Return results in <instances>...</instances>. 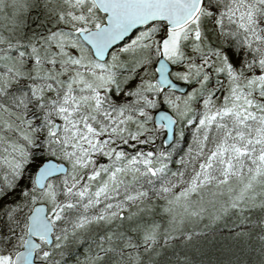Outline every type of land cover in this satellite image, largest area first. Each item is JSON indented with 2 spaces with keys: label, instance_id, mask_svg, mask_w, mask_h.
I'll return each instance as SVG.
<instances>
[{
  "label": "snow or ice",
  "instance_id": "6c2138e0",
  "mask_svg": "<svg viewBox=\"0 0 264 264\" xmlns=\"http://www.w3.org/2000/svg\"><path fill=\"white\" fill-rule=\"evenodd\" d=\"M0 264H264V0H0Z\"/></svg>",
  "mask_w": 264,
  "mask_h": 264
},
{
  "label": "trees",
  "instance_id": "16d2710c",
  "mask_svg": "<svg viewBox=\"0 0 264 264\" xmlns=\"http://www.w3.org/2000/svg\"><path fill=\"white\" fill-rule=\"evenodd\" d=\"M228 236V227H226L224 224H221L217 229V236L215 239L220 241L221 244L230 243V241L227 239ZM230 258L231 257H229L227 254L217 252L215 249L212 250V255L209 257V259L213 261H226Z\"/></svg>",
  "mask_w": 264,
  "mask_h": 264
}]
</instances>
